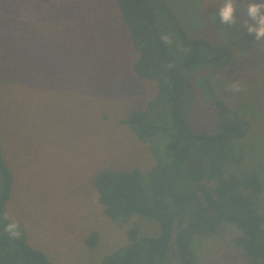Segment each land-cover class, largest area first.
I'll return each instance as SVG.
<instances>
[{"label": "rangeland", "instance_id": "rangeland-1", "mask_svg": "<svg viewBox=\"0 0 264 264\" xmlns=\"http://www.w3.org/2000/svg\"><path fill=\"white\" fill-rule=\"evenodd\" d=\"M165 1L189 36L213 44L182 45L168 13L146 0L162 35L172 38L166 46L183 79L180 101L188 128L216 132L219 121L210 100H227L250 122L242 143L245 160L231 163L227 172L243 176L252 168L264 183V39L255 40L246 26L253 23L247 16L252 0H235L231 26L220 22L223 0ZM224 47L232 55L215 72L216 64L204 61L219 57ZM138 54L116 0H0V141L13 172L4 215L21 221L28 242L54 264L102 263L129 244L127 229L134 222L148 234L160 232L153 219L138 214L126 223L111 219L94 184L103 169L139 167L147 173L155 163L149 143L121 122L132 110L144 109L158 90L156 81L134 72ZM193 59L197 62L188 65ZM235 83L238 92L232 91ZM193 147L175 189L179 208L187 205L190 213L217 186L209 170L197 176ZM160 151L165 154L164 145ZM189 171L195 175H186ZM261 201L264 211V194ZM93 231L99 240L90 247L86 238ZM242 234L221 221L207 235H196L195 264H264L236 243ZM178 259L175 250L170 264Z\"/></svg>", "mask_w": 264, "mask_h": 264}, {"label": "trees", "instance_id": "trees-1", "mask_svg": "<svg viewBox=\"0 0 264 264\" xmlns=\"http://www.w3.org/2000/svg\"><path fill=\"white\" fill-rule=\"evenodd\" d=\"M168 13L174 21L179 40L184 46L213 47L210 41L191 37L165 0H151ZM119 15L127 27L138 57L133 63L134 72L142 79L157 82L156 95L144 109H134L121 122L135 136L149 143L155 163L147 173L139 167L131 170L103 169L94 178L99 192V202L107 216L116 222L126 223L134 214L153 219L160 232L148 234L141 224L134 222L127 229L129 244L105 257L100 264H170L171 253H179L173 264H195L192 241L196 235H207L221 221L235 224L243 230L236 243L254 258H264V211L261 196L264 183L255 169L243 176L228 173L231 163L245 160L242 146L248 134L250 122L232 107L227 100L212 98L219 121L218 129L211 134L194 133L188 128L182 112L180 96L183 79L170 58L162 33L157 27L153 11L146 0H116ZM12 14L15 12L10 11ZM232 53H223L205 63L216 64L214 71L221 70ZM197 59L187 62L193 65ZM188 144L184 145V140ZM193 144L197 176L213 177L217 186L205 191L206 203L190 213L188 206L179 208L176 185L189 164L188 149ZM164 145V152L160 148ZM195 173L189 171L190 175ZM147 180L149 183H147ZM13 172L6 161L0 141V264H54L40 249L27 239L23 223L17 219H5L4 208L10 199ZM189 214L193 219L186 223ZM18 221L20 236L10 237L4 231L6 224ZM99 240L97 231L91 232L86 243L95 247Z\"/></svg>", "mask_w": 264, "mask_h": 264}, {"label": "clouds", "instance_id": "clouds-1", "mask_svg": "<svg viewBox=\"0 0 264 264\" xmlns=\"http://www.w3.org/2000/svg\"><path fill=\"white\" fill-rule=\"evenodd\" d=\"M261 9H264V0H262V2H256V0H252V2L248 3L247 16L253 23L246 24V26L249 32L255 33V40L264 39V12H261ZM235 13V0H223L218 13L220 22L229 26L234 25L236 23ZM161 40L165 44L172 43V38L168 34H163L161 36ZM240 90L241 87L239 83L232 85V91L238 92ZM4 218L7 219V213H5ZM4 231L7 232L10 237L18 238L21 234L19 231V222L12 221L6 224Z\"/></svg>", "mask_w": 264, "mask_h": 264}]
</instances>
